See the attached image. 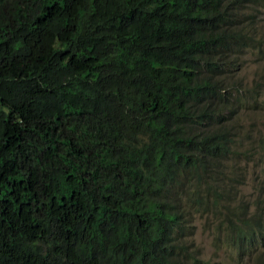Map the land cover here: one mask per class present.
<instances>
[{"label": "trees", "instance_id": "1", "mask_svg": "<svg viewBox=\"0 0 264 264\" xmlns=\"http://www.w3.org/2000/svg\"><path fill=\"white\" fill-rule=\"evenodd\" d=\"M263 12L0 0V264H264Z\"/></svg>", "mask_w": 264, "mask_h": 264}, {"label": "rangeland", "instance_id": "2", "mask_svg": "<svg viewBox=\"0 0 264 264\" xmlns=\"http://www.w3.org/2000/svg\"><path fill=\"white\" fill-rule=\"evenodd\" d=\"M260 21V24L264 27V12L262 13V18H260ZM253 70H257L264 74V62H253L251 60L247 61L244 63L243 67L237 71L236 76H249ZM242 83L250 85L252 81H242ZM262 93V96H259V101L262 102L260 109L256 111V116L254 118H250L249 122L253 124L255 128H259L260 132L264 133V90ZM245 181V186L240 188V195L244 200H248L250 199L251 192L250 174L246 176ZM207 220L213 224L221 222L219 221V218L213 215H209ZM208 231L209 229L201 230L199 220L197 219L194 235L192 238L194 243L199 246L200 255L211 264H234L225 245H222L219 250H214V248L211 246L212 236L209 239L207 237Z\"/></svg>", "mask_w": 264, "mask_h": 264}]
</instances>
